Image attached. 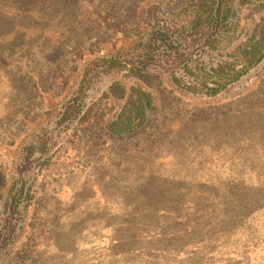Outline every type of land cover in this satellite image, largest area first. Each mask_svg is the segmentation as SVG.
I'll list each match as a JSON object with an SVG mask.
<instances>
[{
  "label": "rangeland",
  "instance_id": "rangeland-1",
  "mask_svg": "<svg viewBox=\"0 0 264 264\" xmlns=\"http://www.w3.org/2000/svg\"><path fill=\"white\" fill-rule=\"evenodd\" d=\"M175 1L0 0V264H264V60L214 96L156 63L147 125L106 129Z\"/></svg>",
  "mask_w": 264,
  "mask_h": 264
},
{
  "label": "trees",
  "instance_id": "trees-1",
  "mask_svg": "<svg viewBox=\"0 0 264 264\" xmlns=\"http://www.w3.org/2000/svg\"><path fill=\"white\" fill-rule=\"evenodd\" d=\"M168 13V19L156 18L147 23L138 57L127 69L135 83L128 89L118 82L109 87V94L123 101L106 126L112 136L131 135L147 125L155 108L151 88L160 74L155 70L156 63L171 68L169 75L178 86L214 96L264 60V0H180L170 5ZM197 44H201L203 52L193 58V52L187 49ZM206 51H215L220 57L204 63L201 57ZM104 62L118 63L113 59ZM177 62L182 64L178 76L173 66ZM84 88L80 85L78 92ZM78 100L79 96H75L67 102L60 122L78 117ZM83 119L81 116L79 120ZM26 150L29 154L35 146L29 144ZM15 193L21 195L22 189Z\"/></svg>",
  "mask_w": 264,
  "mask_h": 264
}]
</instances>
